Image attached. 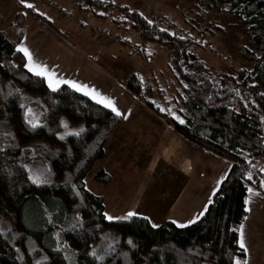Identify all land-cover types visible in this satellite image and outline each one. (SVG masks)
<instances>
[{"label":"trees","instance_id":"trees-1","mask_svg":"<svg viewBox=\"0 0 264 264\" xmlns=\"http://www.w3.org/2000/svg\"><path fill=\"white\" fill-rule=\"evenodd\" d=\"M211 1L247 27L255 49L238 52L252 70L212 71L195 51L206 32L197 38L171 24L164 28L116 0H75L77 9L100 20L111 16L143 46L167 52L176 90L169 100L156 92L185 122L161 115L152 102L148 108L231 162L207 212L183 228L169 220L154 227L140 216L107 220L102 196L87 189L85 178L105 157L121 116L67 85L52 91L17 51L24 29L15 39L0 30V264H244L239 228L248 215V189L264 195V0ZM136 54L151 56L143 47ZM126 86L141 96L138 75ZM95 180L107 183L109 175L100 170Z\"/></svg>","mask_w":264,"mask_h":264},{"label":"rangeland","instance_id":"rangeland-1","mask_svg":"<svg viewBox=\"0 0 264 264\" xmlns=\"http://www.w3.org/2000/svg\"><path fill=\"white\" fill-rule=\"evenodd\" d=\"M116 1L138 10L164 28L168 29L167 24H171L176 31L189 32L197 38L206 32V38L199 41L195 51L214 72L231 74L238 69L250 71L253 68L254 64L248 63L238 52L240 46L255 49L247 36V27L211 0ZM26 2L34 7H26L21 0H0V30L15 39L18 28L24 29L19 47H27L37 63L55 72L60 79L95 88L113 100L124 114L105 144V157L95 162L85 178L87 189L102 196L107 217H125L134 209L136 216H146L153 225H160L182 189L195 187V192H199L201 184H205L196 175L187 183L180 165L165 161L170 159L171 150L174 148L180 159L203 162L207 158L205 149L182 143L175 130L168 127L172 126L167 120L146 104L154 103L166 118L178 117L173 106L160 100L156 92L160 88L169 100L176 90L167 68V52L160 47L143 46L132 30L126 26L116 27L111 16L100 20L77 9L75 0ZM213 25L218 28L211 29ZM142 47L151 54L148 61L136 54ZM133 74L138 75L142 83V93L130 100L117 87L116 80L128 81ZM124 106L127 108L123 109ZM83 129L84 125H80L72 133ZM165 147L168 151L164 157ZM160 156L163 158H158ZM227 162L231 167V162ZM217 166L222 164L217 163ZM37 168L43 169L41 165ZM100 170L109 175L107 183L95 180ZM248 201V215L242 224L246 261L247 264H264V222L262 218L257 219V216L264 217V203L252 195ZM45 213L47 218L52 216L48 211Z\"/></svg>","mask_w":264,"mask_h":264},{"label":"crops","instance_id":"crops-1","mask_svg":"<svg viewBox=\"0 0 264 264\" xmlns=\"http://www.w3.org/2000/svg\"><path fill=\"white\" fill-rule=\"evenodd\" d=\"M94 64L96 65V63H94ZM44 79L47 82V79L46 78H44ZM126 83H127V81H121L118 79L116 80L117 87L121 89L120 91H122V93L125 92L128 99L131 100L132 98L133 99L138 98L127 88ZM47 84H48V82H47ZM62 85H67V84H62ZM67 86H69V85H67ZM79 93L82 94L83 92H79ZM83 95H84V93H83ZM122 108L126 109L127 106H124ZM107 109H109V108H107ZM168 127L171 128L172 131L175 130L173 128V126L172 127L168 126ZM175 132H176L175 133L176 137H178V139L182 143L187 144V146L193 147V146L197 145L194 142L183 137L176 130H175ZM178 146H179V144H176V147H178ZM197 146L202 148L199 145H197ZM166 151H168V147H165V149L162 153L163 154L162 156H164V157L167 156ZM171 152L172 153L170 155V159L168 161L165 159L164 160L170 164L173 161H175V163L174 162L172 163L173 166H177V165L179 166L180 165V170H182V172L186 173L185 178H187V183L195 175L199 179L201 178L202 180L205 181V184H203V183L201 184V188H200L199 192H195V187H191V189L187 188V190H184V191L182 189L181 192L179 193V195L177 196V198L171 203V205L169 207V212L166 215L165 220H163V222L168 221V220L172 221V222L175 221V224L177 226L179 224L189 225V224H191L190 222L192 220L196 219L198 216H199V218L201 217L200 214L202 212H204L205 206L208 207V205L210 203V199L212 200V197H213L212 193L214 190L217 189L218 182L221 181L222 178H224L226 176L230 167H229L226 159H224L223 157H221V156H219V155H217L211 151H208V150H206V152L204 153V156L207 158L203 162L193 161V160H190L188 158H181L180 159V158H178V154L174 148H173V150H171ZM176 156H177V158H176ZM158 158L161 159L163 157L160 156ZM205 161H208V163ZM217 163L222 164V166L218 167ZM165 166H168V164H166ZM253 192L259 193L258 195H252L253 198L256 200H260L264 203V195L255 189H253ZM249 195H250V193L248 192L247 201H248ZM259 208H261V205H259ZM261 211H263V209H261ZM129 212H134V209L128 211L127 214ZM135 213H137V212H135ZM105 214H106V209H105ZM127 214L125 215V217L113 218L112 220H109L107 218V216L106 215L105 216H106L107 220H109V221H116V220L127 219L128 218ZM140 217L148 219L146 216H140ZM258 218H260V219L262 218L263 219L262 221L264 222V217L257 216V219ZM151 224H152V222H151ZM239 239H240V234H239ZM247 258H248V256H247Z\"/></svg>","mask_w":264,"mask_h":264},{"label":"snow or ice","instance_id":"snow-or-ice-1","mask_svg":"<svg viewBox=\"0 0 264 264\" xmlns=\"http://www.w3.org/2000/svg\"><path fill=\"white\" fill-rule=\"evenodd\" d=\"M21 3L24 4L26 7L28 8H33L34 5L31 3H27L26 0H21ZM18 52L23 53L24 57L27 59V69L29 72L34 73L37 76H41L47 79L48 82V86L52 91H57L59 89V87L62 84H67L70 87H72L73 89H75L76 91L79 92H83L85 95L90 96L92 99H94L97 103L102 104L104 107L109 108L113 113H115L116 116H123L124 114L117 108L115 102L113 100H111L110 98L102 95L101 93H99L95 88L89 89L87 85H82L78 82L75 81H70V80H63L57 77V74L55 72H51L49 71V69L46 66H43L39 63H37L34 58H33V54L31 53V51L24 46H21L19 48H17ZM30 111V110H29ZM124 118L126 119L127 117L124 116ZM175 119H177L181 124H183L185 121L180 119V117H174ZM35 126V125H33ZM227 177L225 176L224 178H222L221 181L218 182V186L217 189L213 191L212 195L215 196L216 195V191L219 190V184L223 183V180L226 179ZM247 178L249 180L252 179V174L249 172ZM262 186H264V182H262ZM250 195H258L259 193H255L253 192V189L249 188L248 189ZM211 202V199H210ZM250 202V201H248ZM250 211V209H248ZM204 212H207V206H205ZM204 212H202L200 215L202 216L204 214ZM138 215L135 212H129L127 214V217H133ZM109 220H112V217H107ZM199 219V216L192 220L190 223H196L197 220ZM175 223V221H174ZM179 227H187L188 225H184V224H179ZM155 227V225H154ZM239 246L241 249H243L245 252H247V247H246V243H245V237H244V231H243V225H241L240 228V239H239ZM236 264H240V261L237 260ZM244 264H247V261L244 262Z\"/></svg>","mask_w":264,"mask_h":264}]
</instances>
